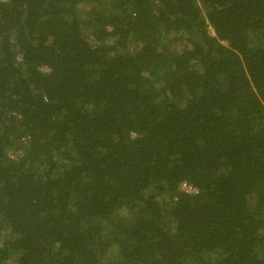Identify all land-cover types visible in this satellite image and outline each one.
<instances>
[{"label":"trees","instance_id":"16d2710c","mask_svg":"<svg viewBox=\"0 0 264 264\" xmlns=\"http://www.w3.org/2000/svg\"><path fill=\"white\" fill-rule=\"evenodd\" d=\"M0 264H264V0H0Z\"/></svg>","mask_w":264,"mask_h":264},{"label":"built area","instance_id":"2783aa9c","mask_svg":"<svg viewBox=\"0 0 264 264\" xmlns=\"http://www.w3.org/2000/svg\"><path fill=\"white\" fill-rule=\"evenodd\" d=\"M181 191L187 193V194H196L197 191L196 189H194L192 186L188 185V184H182L180 186Z\"/></svg>","mask_w":264,"mask_h":264},{"label":"rangeland","instance_id":"374dc122","mask_svg":"<svg viewBox=\"0 0 264 264\" xmlns=\"http://www.w3.org/2000/svg\"><path fill=\"white\" fill-rule=\"evenodd\" d=\"M12 156H15V154H12Z\"/></svg>","mask_w":264,"mask_h":264}]
</instances>
